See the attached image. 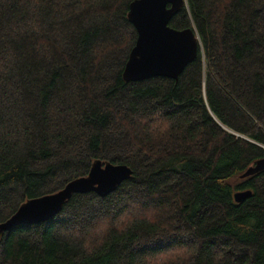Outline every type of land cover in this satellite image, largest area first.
Segmentation results:
<instances>
[{
    "label": "trees",
    "instance_id": "1",
    "mask_svg": "<svg viewBox=\"0 0 264 264\" xmlns=\"http://www.w3.org/2000/svg\"><path fill=\"white\" fill-rule=\"evenodd\" d=\"M132 0H0V222L86 175H132L75 193L0 238V264H264V0H186L177 79L126 81ZM251 190L241 202L236 191Z\"/></svg>",
    "mask_w": 264,
    "mask_h": 264
},
{
    "label": "water",
    "instance_id": "2",
    "mask_svg": "<svg viewBox=\"0 0 264 264\" xmlns=\"http://www.w3.org/2000/svg\"><path fill=\"white\" fill-rule=\"evenodd\" d=\"M186 4V0H132L127 17L136 31V39L123 68L126 81H141L154 76L177 79L187 64L195 60L199 39L193 28H174L170 19ZM264 170V157L255 161L243 175ZM132 175L122 163L95 159L86 175L69 180L55 192L24 200L7 219L0 222V238L11 228L36 224L58 214L75 193L95 192L106 196ZM251 190L236 191L241 202Z\"/></svg>",
    "mask_w": 264,
    "mask_h": 264
}]
</instances>
